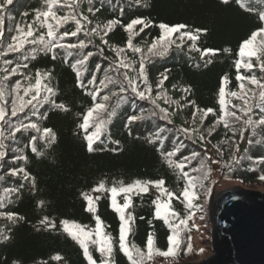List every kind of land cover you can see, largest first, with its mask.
I'll return each instance as SVG.
<instances>
[{
  "label": "trees",
  "instance_id": "16d2710c",
  "mask_svg": "<svg viewBox=\"0 0 264 264\" xmlns=\"http://www.w3.org/2000/svg\"><path fill=\"white\" fill-rule=\"evenodd\" d=\"M66 2L71 3L72 0ZM45 7V0H13V4L7 6L3 13L4 36L0 40V52H6L7 45L12 42L11 38L17 34V26L27 30V25L32 24L36 31L30 39L40 35L47 38V29L33 23L36 11L45 10ZM248 7L255 11H246L237 0H229L228 4L222 3V0H141L140 3L137 0H78L75 8L58 6V15H67L72 11L85 25L77 37H66L61 43L90 41L83 50L85 53H93L82 77L86 89L77 86V77L71 67L80 58V49L56 48L55 59L52 52L38 51L33 59L30 55L31 49L39 46L29 44L22 52H6L0 56V82L7 86L9 93L5 97L6 103L0 101L7 111L5 120L0 122V130L5 134V156L0 160V264H88L80 245L63 230L62 222L73 221L91 230L96 227L95 216L100 217L104 231L113 238L114 264H129L119 249L121 221L111 207V194L93 192V189L101 182L106 187H111L120 182L127 185L136 180H164L165 187L179 195L185 181L178 170L168 166L163 155L178 147L179 151L172 157L178 162L184 161L185 157H192L193 153H200L199 157L186 162L184 171L199 176L200 173L193 172L192 169L199 167L201 159L211 169L203 185H197L199 202L209 192L215 168L214 160L220 161V169L234 180L264 185V180L261 179L264 176V125L255 127L253 135V128L244 124L248 117L232 107L242 106L243 102L227 96L225 99L230 100L229 110L236 111L241 116L240 120H232L235 135L222 123H216L218 117L223 115L219 104V90L224 86L222 78L228 77L226 91L239 92L240 81L236 79L238 73L235 67V62L239 59V47L254 31L264 27V22L259 19V13L264 11V0H251ZM84 17L88 18L87 21ZM138 17L151 21V25L142 32L139 31L142 25H137L138 35L133 39L134 46L144 49L145 52L161 35L158 27L160 23L185 24L189 26L185 31L205 29L206 32H201L195 42L186 37L181 41L180 34H174L175 43L167 54L154 56L145 65L152 96L156 97L164 91L175 103H166L160 99L157 100L159 108H156L149 100L140 99L128 89L120 94L123 100L116 108V114L111 117L100 139L93 143L94 150L89 152L86 133L79 127L87 109L95 102H102L104 95H109L107 103L111 111L118 99L111 92H119L118 84L125 72L143 88V80L138 78L141 54L127 48L128 33L124 30V26ZM110 20H118L120 23L104 37L108 44L101 40L103 32L100 35H85L97 25L102 29ZM65 30H75L74 22L65 24L59 29V33ZM114 48L125 49L122 55L132 65L130 68L115 70L120 57L116 55ZM206 49L216 52L214 55H205ZM225 49L229 51L225 52ZM68 52L72 54L68 55ZM24 56H28V59L25 60ZM5 61L11 63L6 64ZM252 63L257 66L251 72L241 69L239 74L255 75L264 82V71L260 70L255 58ZM18 64H26L27 67H20L16 74H11V69ZM5 69L9 71L6 72ZM38 71L51 73V79L45 83L55 90V103L64 104L69 110L63 111L50 103L37 104L34 101L35 111L33 105H28L23 112L12 116L15 84L21 83L20 95L23 96V89L35 83ZM105 73L115 78L117 85H110L101 91L94 102L86 94V91H92L87 82L95 76L99 83ZM162 74H166L167 79L161 88L159 82L163 78ZM5 76H8L7 80L4 79ZM248 87L256 91L258 96L259 89L252 85ZM185 88L190 91L186 93ZM43 95L41 93V99ZM249 97L251 92L245 98ZM24 98L30 99L31 96ZM192 101H195L194 105ZM250 102L255 105L259 101L253 99ZM197 108H211L214 112L205 117L202 112L196 111ZM160 109L168 113V119L163 118ZM141 113L143 119L129 122L131 116ZM261 115L259 108L253 107L251 118L259 120ZM29 123H36L41 130L51 129L56 137L55 142L49 143L46 138H42V133L33 129L21 128L12 136V125ZM184 129H188V133ZM208 129H212L210 135ZM92 131L89 128L88 132ZM32 137L37 138V152L32 151ZM150 140L153 142L150 143ZM249 140L252 141L251 144ZM225 163L230 164L231 168H225ZM13 169L24 171L12 175ZM25 172L28 174L27 178ZM5 189L14 191L5 196ZM85 193L93 198L100 197L96 202L95 216L87 211ZM158 196L159 190L150 185L148 193L132 194V205L127 209V213L135 218L130 224L128 242L145 252L149 233L154 234L157 248L165 251L168 248L167 238L170 231L162 220L154 216L153 201ZM117 199L123 203V195ZM181 200L182 197L180 200L174 199L173 208L186 216L189 213ZM198 200L194 203L197 204ZM8 214L13 215L9 218ZM45 217L55 227L42 224ZM190 233L189 227L185 233L187 239H190L187 237ZM5 236L8 239H4ZM190 243L193 250V243ZM89 251L96 264H100L102 258L94 245H90ZM188 253L185 247L179 257ZM56 255L62 259H53ZM167 258L155 255L147 264Z\"/></svg>",
  "mask_w": 264,
  "mask_h": 264
},
{
  "label": "snow or ice",
  "instance_id": "6c2138e0",
  "mask_svg": "<svg viewBox=\"0 0 264 264\" xmlns=\"http://www.w3.org/2000/svg\"><path fill=\"white\" fill-rule=\"evenodd\" d=\"M141 0H137V3H140ZM242 8L246 11H255V9L248 7L251 3V0H237ZM78 3V0H72L71 3H67L66 0L62 2V0H45V10H37L36 16L34 20V24H38L40 28H46V36L40 35L35 39H30L35 35V29L32 24L27 25V30L24 27L17 26L15 31L16 35L13 36L12 42L7 45L6 52H22L26 45H38L39 47H33L31 49L30 55L32 58H35V55L38 51L52 52L53 59L56 58L54 49L61 48L66 50L72 49H80L81 55L78 60L74 64L71 65L73 71L77 77V86L86 89V85L82 79L84 73L87 71V62L88 59L93 55L92 52H84L83 50L87 48L88 43L84 40H79L77 43H61L66 37H77L78 34L83 30L84 24L81 23V19L77 17L74 12L70 11L67 15L60 16L57 14V8L59 7H68L75 8ZM222 3L228 4L229 0H222ZM13 0H3V3H0V40H2L4 36L3 32V22L4 15L3 13L7 10V6L12 5ZM146 6V5H145ZM91 11V9H90ZM122 11V10H121ZM27 15V13H25ZM43 17V19H41ZM87 21V17L83 18ZM259 19L264 22V11L259 13ZM52 21V22H50ZM74 22L75 30H65L63 33H59V29L62 28L68 22ZM54 22V23H53ZM91 23V21H88ZM120 22L118 20H110L106 25L101 29L99 25L95 28L90 29L88 33L85 35H100L103 43L108 44V41L104 39L105 36L108 35L109 32L113 30V28L118 25ZM142 25L139 31H143L144 28H147L151 25V21L146 20V18L138 17L130 21L126 26H124V30L128 33L127 39V48L131 49L135 53H140V67L138 69V78L143 80V88L136 82V80L128 77L127 73H123V79L119 82V92H111V95L117 96V103L111 107V111H109L108 101L110 99L109 95H104L101 100L102 102H95L100 92L106 88H109L110 85H117V80L112 76H109L105 73L104 78L97 83L96 77L93 76L88 80L87 85L91 86L92 91H86V94L92 97V100L95 102L91 107H89L86 111V114L83 116V122L79 125L81 129L86 133L85 139L88 143V151L92 152L93 143L100 139L103 132L106 130L107 125L112 116L116 114V108L119 107V104L122 102L123 97L120 95L121 93H125L128 89L131 90L137 97L144 100H149L156 108H159L157 104V100L163 99L166 103H175L171 100L170 97L167 96L166 92L161 91L156 97L152 96V88L148 81V75L146 72V63L154 56H164L167 54L168 50L172 46L175 41L173 40V36L176 33H179V39L183 41L185 37L188 40L193 42L197 41L200 37L201 32H206L205 29H195L194 31H185L188 29V25L178 24V25H168L165 23H160L158 27L161 30V35L156 38L151 45L147 48L145 52L144 49L140 47L134 46L133 39L138 32L136 31V26ZM259 38V39H258ZM178 47L180 45H177ZM195 47V44H193ZM118 57H120L119 63L116 64L115 70H119L120 68H130L132 65L126 62V59L123 57V53L125 52L124 48H114L113 49ZM101 53L103 49L100 50ZM225 52H228L229 49H225ZM6 52H0V56L6 54ZM216 50L206 49L204 50V54L208 53L215 54ZM71 52H68V55H71ZM239 59L235 62V67L237 70L236 79L240 81L239 83V92L236 91H226V86L228 84V77L225 76L222 78V86L219 90V104L221 105V110L223 115L218 117L216 123L223 124L226 129H231L233 134L235 135V129L232 128V120H240L241 116H238L236 111L229 110L228 105L230 104V100H226L227 97L238 98L243 102V105H232L233 108H236L239 112L243 113L244 116H247L248 119L244 120V124L253 128V135H255V127L264 125V82L261 79H258L255 75H242L239 74L241 69H245L248 72L256 67L252 63V59L255 58L258 62V66L261 71H264V27H261L254 31L251 36L242 41L239 52ZM24 59L27 60L28 56H24ZM210 62V61H209ZM6 64H10L11 61H5ZM20 67H27L26 64H18L16 68L11 69V74H16ZM99 70V68H97ZM8 72V69H5ZM163 78L159 82L160 87H163L164 80L167 79L166 74H162ZM5 80L8 79V76L4 77ZM28 79H31L29 77ZM51 79L50 72H37L36 79L34 84H30L28 87L23 89L24 95H20L21 83L17 82L14 86V91L16 93L15 99L12 103L11 114L12 116H16L18 113L23 112L28 105H33L35 111V105L33 102L35 101L37 104L42 103H50L54 107L59 108L63 111H68L69 109L64 104H56L53 97L55 96V90L50 87L46 80ZM248 85L255 86L259 89V93L257 96V92L253 91ZM184 91L187 93L190 91L189 88H185ZM249 92H251V97H248ZM41 93H43V98L41 99ZM9 95L7 86L0 82V101L6 103L5 97ZM31 96L30 99H25L24 97ZM253 99H258V103L253 105L250 101ZM193 105L195 101L191 102ZM253 107L259 108L262 113L261 118L259 120H253L250 116V113L253 111ZM196 111L202 112L203 116H207L209 113H213L214 110L209 109H199ZM160 112L163 113V118L168 119V113L164 109H160ZM7 115V111L3 104H0V122L5 120V116ZM231 118V119H230ZM139 119H143V113L140 115H133L129 118V122L136 121ZM14 131L12 132V136L15 135L16 132H19L21 128L33 129L38 133H42V138H46L49 143L55 142V134L51 129L45 128L43 130L36 123L29 124H18L12 125ZM89 128H92L93 131L91 133L88 132ZM185 133H188V129L183 130ZM212 129H208L209 135L211 134ZM243 134V130H241V135ZM5 134L2 130H0V160H2L5 156V152L3 149L5 148L4 144ZM36 137L31 138L32 143V151L37 152V148L35 147ZM203 139V137H201ZM150 143L153 141H149ZM118 143V142H117ZM227 143V141H225ZM251 144L252 141L249 140ZM179 151V147L174 151L163 153L166 162L169 167L178 170L181 174V178L185 181L182 191L179 195L175 192L170 191L167 187H165L164 180L158 181H141L136 180L130 184L125 185L123 182H120L118 185L114 184L111 187H106L104 182H101L97 185L96 188L93 189V192H109L111 194V207L118 214L119 219L121 221L120 229H119V249L124 254V256L128 259L129 264H147L148 261H151L155 255L163 256V257H172L178 258L180 252L183 248L186 247L187 252L191 253L192 247L190 243V239H187L185 233L189 230L190 221H192L195 213L192 212V209H196L197 211L201 210V206L194 203V201L199 199L196 188L197 185H203V181L207 179L211 169L204 159L200 160V164L198 168H193V172L200 173L199 176H193L189 172L184 171L186 167V162L190 161L193 158L199 157L200 153H193L192 157H185L184 161H175L172 159ZM238 151V148H237ZM39 154V153H37ZM25 160L26 157H23ZM235 160L236 157H233ZM216 163H220V161H216ZM225 168H231V165L228 163L224 164ZM18 171H24L23 169H13L11 171L12 175H16ZM28 174L25 172V178H27ZM264 180V176L261 177ZM34 183V181H33ZM153 185L159 190V196L157 199L153 201L155 205L154 216L156 219H160L167 225L170 234L168 236V248L167 250H161L156 247L154 234L149 233L145 252L141 248L137 247L135 244H129L128 235L131 232L130 224L134 221V217L127 213V209H129L132 205V194L140 195L146 194L149 191V186ZM14 191L13 189H5V196L8 193ZM210 191V190H209ZM123 195V203L117 199L118 196ZM181 200L184 208L188 211V215L182 216L180 212L173 208L172 201L174 199ZM84 199L87 201V211L95 213L97 211L96 202L100 199L99 196L93 198L87 193L84 194ZM2 203V200H0ZM43 201H41V205ZM13 214H8L9 218L12 217ZM96 219V227L94 229L88 230L86 226H82L73 221H63V230L74 240L76 241L83 250L84 256L88 261V264H96L91 252L89 251L90 245L95 246V250L98 251L101 255L100 264H114L113 260V238L110 234L104 231L103 221L99 216H95ZM45 226L55 227L53 223H51L47 217L41 221ZM4 239H8L7 236ZM203 251V250H201ZM53 259L59 261L62 259L61 256L56 255Z\"/></svg>",
  "mask_w": 264,
  "mask_h": 264
},
{
  "label": "water",
  "instance_id": "95a60500",
  "mask_svg": "<svg viewBox=\"0 0 264 264\" xmlns=\"http://www.w3.org/2000/svg\"><path fill=\"white\" fill-rule=\"evenodd\" d=\"M212 211L216 255L199 264H264V193L230 189Z\"/></svg>",
  "mask_w": 264,
  "mask_h": 264
},
{
  "label": "rangeland",
  "instance_id": "374dc122",
  "mask_svg": "<svg viewBox=\"0 0 264 264\" xmlns=\"http://www.w3.org/2000/svg\"><path fill=\"white\" fill-rule=\"evenodd\" d=\"M214 160L213 180L210 183L209 192L197 201L201 210H192L195 213L190 221L191 233L187 237L193 243V250L184 257L158 259L151 264H199L214 257L216 252L213 251V207L217 203L218 196L230 189H248L264 193V185L258 182L250 184L234 180L226 175ZM203 250V251H201Z\"/></svg>",
  "mask_w": 264,
  "mask_h": 264
},
{
  "label": "bare ground",
  "instance_id": "6f19581e",
  "mask_svg": "<svg viewBox=\"0 0 264 264\" xmlns=\"http://www.w3.org/2000/svg\"><path fill=\"white\" fill-rule=\"evenodd\" d=\"M219 197H220V195L218 196V199H219ZM218 199H217V200H218Z\"/></svg>",
  "mask_w": 264,
  "mask_h": 264
}]
</instances>
